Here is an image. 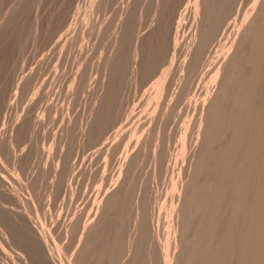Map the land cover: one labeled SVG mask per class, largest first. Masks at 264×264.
<instances>
[{
	"label": "bare ground",
	"instance_id": "obj_1",
	"mask_svg": "<svg viewBox=\"0 0 264 264\" xmlns=\"http://www.w3.org/2000/svg\"><path fill=\"white\" fill-rule=\"evenodd\" d=\"M30 1L19 0L13 5L0 9V98L5 96L4 100H0V166L3 161L1 156L6 155L7 161L11 160L14 169L20 170L21 174H19L22 175V172L27 173V166L31 165L30 163L27 165L29 160L42 161L46 158L54 162L56 159L58 162L56 165L54 163V168L52 167L55 180L51 185L47 182L53 172L46 177L47 180L46 178L44 180L53 187V192L55 189L57 194L54 193L57 196L63 194L67 202L65 200L63 212L57 218L53 219L51 210L47 209L44 220L47 218L49 220L44 223L37 222L27 211L26 203L32 198L23 197L18 186V177L12 176L7 179L4 175H0V226L4 234V240H0V260L11 259L13 264L15 259L20 261V264H264V0H248L250 5H246L247 8L245 7L247 0H126L121 9L120 7L114 9L118 10L116 21L113 20L116 24L111 22L112 28L114 24L115 26L109 49L106 50L108 53L100 57L95 64H92L94 59L90 61L85 39L94 35H100L101 38L106 25L100 20V23L93 22V14L100 7L104 5L107 7V4L114 0H92L84 16V24L80 28L84 41L80 56L82 58L81 62L76 59L79 60L80 66L75 72V77L73 76V85H77L78 88L75 92H80L84 97L82 100L85 101L88 111L84 115L86 117L79 121L74 115L77 122L73 117L65 118L66 122L63 118L65 124L63 123L62 128L58 126L60 128L58 134L57 129L54 131L56 134L52 137V143L49 146L47 144V148L43 146L40 149L41 146L37 143L42 141H32L34 138L26 135L30 139L26 138L27 145L19 149L22 138L26 137L23 133L31 131L32 135L38 131L39 134L40 129L42 130L47 122L46 119H50V114L52 117V112H55L53 106L55 100L49 102V93L45 90L47 81L43 78L40 82L42 71L50 65L47 49L42 50V57L38 58V56V59L32 61L30 70L28 72L25 70L26 73L22 74L24 60H21L22 56L18 48L21 44L24 23L27 16L31 15V29H28L30 44L28 41L27 43L35 55L40 49L49 46L57 30L73 15L72 7L78 2V0H70L69 9L64 11V15L59 16L60 6H58L59 11L55 8V12L48 15L49 6L46 0H34L35 2L28 9ZM231 4L230 21L227 22L228 27L223 41V21ZM146 11H149L147 22L144 20L146 17L143 19ZM97 18L99 19L98 16ZM70 38L66 43L64 42L63 49L70 44ZM102 41L103 39L99 42L102 44L104 43ZM74 50L76 51L75 48ZM70 55L69 53L68 56ZM175 61L178 63L175 83L177 90L172 92L170 103L165 105L166 101L163 99L166 96V85L173 80V78L168 79V66L177 65V63L173 64ZM93 70L98 76L91 80ZM19 74L22 75L18 79ZM9 79L12 81V86L16 85L17 91L13 96L12 93L5 94L9 90L3 89L8 88L6 83ZM130 80L137 91L140 89L139 92L149 85L140 100L141 104H146L147 107L143 112L131 107L129 94V99L122 96V88L126 86L123 85L127 82V87L130 86L128 85ZM71 86H68V89ZM52 87L54 88V85ZM130 87L133 89L132 86ZM191 88L196 96V100L192 102L196 112L193 120L195 130L189 143V138L186 137L188 150H186L185 134H180L181 138L179 137L183 139L180 155L182 159L187 157L184 160L187 164L183 163L181 167H177L178 172L173 170L176 172V177L170 186L174 191V205L169 210L170 221L167 225L169 231L165 230L169 233L165 242L161 243L159 239L158 243L151 223L153 204L151 206L148 204L149 198L153 197L148 198L145 188L147 180L145 175L139 172L140 176L138 171L143 160L147 159L148 162L147 156L150 154L151 162L149 159L148 164L150 163L151 166H148L152 169L150 167L147 169L154 177L156 165L167 158L165 151L169 152V150L165 148L163 153L161 150L163 146L160 148L159 144L158 134L161 135L162 132L159 133L160 127H156L158 120L165 118L171 102L176 97L185 99L186 92ZM18 91H21L22 94L19 93L21 96L31 93V96L28 94L27 97H30L27 102L25 101V105L21 103L24 106L18 104V99L25 100L26 97L19 98ZM81 94H76V98ZM201 96L203 97L200 99ZM65 97L61 100L66 99ZM134 98L131 97V100ZM168 98L165 97V100ZM187 102L189 106L191 103ZM18 105L22 107L20 113L17 112ZM77 106L79 104L76 108ZM172 106L170 107L174 108V105ZM62 107L59 111L61 114L66 110L65 107L62 110ZM72 107L74 108V105H71ZM82 107L80 106L81 109ZM184 107L182 106L181 111ZM185 109L184 116L187 111ZM178 110L176 109L175 112ZM171 111L169 108L168 113L172 114ZM158 112L160 114L157 117ZM171 114L170 117L174 115ZM191 114L190 112L188 116ZM155 115L160 119H156ZM166 120L167 118L165 122ZM152 122L154 129L151 127ZM168 125L165 128L169 127ZM177 126L174 127L178 128ZM155 132L158 133L157 136L154 135ZM47 133L49 137L52 136ZM34 136L36 138V135ZM26 139L23 141L25 142ZM92 147H97L96 151L84 156L85 151ZM102 155H105L103 162L96 160ZM99 159L101 160V157ZM36 162L33 164L39 165ZM147 162H144V165ZM171 164L173 165L172 162ZM31 167L33 169V166ZM171 168L169 167L170 170ZM1 170L4 173L0 172L5 174L3 166ZM44 171L43 169L41 172ZM142 176L145 180L144 184L140 183ZM146 176L148 178L149 175ZM159 177L161 179L164 176L161 177L159 173ZM84 178L99 180L101 185L95 192L81 195V190L85 188L81 184L83 182L81 179ZM41 179L37 178V180ZM168 179L165 185L169 182ZM37 180L33 177L30 181L38 183ZM150 181L148 184L151 183ZM34 182L31 183L33 184L31 187L36 194L32 192L36 197L34 199L36 204L37 200L40 202L43 200L37 198L41 190L38 191L34 187L36 185ZM84 182L87 183V180ZM42 184L45 185L44 182ZM88 184L90 186V183ZM148 184L146 183L147 188ZM157 184L158 187L162 186L159 180ZM50 186L47 189L51 194ZM169 191H167L168 195ZM46 194L50 195L47 192ZM168 195L166 194V197ZM59 198H55L56 202H54L57 203ZM148 206L151 207V215ZM37 207L38 210L39 207L43 209V205ZM50 208L54 210L56 206ZM57 239L61 241L60 246L56 243Z\"/></svg>",
	"mask_w": 264,
	"mask_h": 264
},
{
	"label": "rangeland",
	"instance_id": "obj_2",
	"mask_svg": "<svg viewBox=\"0 0 264 264\" xmlns=\"http://www.w3.org/2000/svg\"><path fill=\"white\" fill-rule=\"evenodd\" d=\"M19 0H12L11 2H10V0H0V9L2 8V9H4L5 7H7L8 5H13L14 3H16V2H18ZM30 1V0H29ZM33 1V2H32ZM36 1V0H35ZM34 0H31L30 2H29V4H28V9L30 8V6H31V4L32 3H34L35 2ZM62 1V2H61ZM68 0H66V2H65V0H46V4L49 6V8H48V11H47V14L49 15H51V14H53L54 12H55V10L57 9H59V7L58 6H60V11L59 12H61L60 14H59V16H61V15H64L65 14V12L69 9V4H70V0L67 2ZM2 2H7V3H2ZM10 2V3H9ZM50 2V3H49ZM56 2V3H55ZM91 2H92V0H78V2H76L74 5H73V7H72V12H74L73 13V15L71 16V18L67 21V23L66 24H64L61 28H59L58 30H57V32H56V34H55V36L50 40V42H49V46H47V48H45V49H40L39 51L40 52H38L37 54H35L34 55V53H33V50H31V46L29 45L30 44V42H29V39H28V36H29V34L28 33H30V30H28V29H31V23H32V20H30V19H32V17H31V15H29V16H27V19H26V23H24V27H23V31H22V39H21V44L19 45V50H18V52L20 53V56H22V57H20L21 58V60L23 61V73L22 74H25L26 72H28L29 70H30V68H31V66H32V64L31 63H33L36 59H38V58H40V57H42V55H43V52H41L42 50L43 51H45L46 49V51L47 52H49V54H48V56H49V60H50V65L49 66H47L46 67V69L45 70H43L42 71V75H43V77H42V75H41V79H40V82H42V80H43V78H45V80L47 81L46 83V88H45V90L47 91V93H49L48 94V101L49 102H53L54 100V111L55 112H52V117H51V114H50V119L49 118H47L46 120H47V122H45V124H44V126H46V127H42V130L40 129V133L39 134H37L38 133V131L36 132V133H34V134H32L31 135V131L30 132H24L23 133V135L24 136H28V137H32V138H34V140L32 139V141H35V142H40V140L42 141L41 143H37V145H39V146H41V147H39L40 149H42V147L43 146H47V144H48V146L52 143V141H53V139H52V137L56 134L54 131L56 130V132H57V134L59 133V131H60V128H62V126L65 124L64 123V120H65V118L66 119H68V118H71V117H73L74 118V115H75V117H78V120L80 121L81 120V118H85L86 116H84L85 115V113H87L88 111H87V108L85 107V101H83L84 99V97L82 96L83 94H81L80 92H75V90L76 89H78L76 86L77 85H73L74 83V78H73V76L75 77V72H77V68H79V66H80V62H81V58H80V56H82V43L84 42L83 40H82V31H81V27H82V25L84 24L83 23V19H84V16H85V14H86V12H87V10H88V8H89V6H90V4H91ZM115 2V3H114ZM122 2V3H121ZM124 2H126V0H114L113 2H111V3H109V4H107V7H105V5L104 6H102V7H100V9H101V11H100V9H98V10H96L95 12H94V16L92 17V19H94V21L93 22H95V21H97V22H99V20H100V22H102V23H104V25H106V28H105V30H103V34L101 35V38L103 39V41L102 42H104V43H102L101 44V42H99L100 40H102L101 38H100V35H98V36H96V35H94V36H91V37H86L87 39H85L86 40V42H87V44H88V48H89V55H90V61L92 62L93 61V59L95 60V61H93L92 62V64H95V63H97L98 62V60H99V58L100 57H104L108 52H106V50L108 51V49H109V46H110V43H111V34H112V32H113V28H114V26H115V24H116V22H113V20L114 21H116V17H117V10L115 11L114 9H116V8H119L120 7V9H121V6H122V4H124ZM66 4V6H65V4ZM68 3V4H67ZM119 5H118V4ZM115 4V5H114ZM57 5V6H56ZM63 5H64V7H63ZM68 5V6H67ZM109 5V6H108ZM111 5V6H110ZM246 5H250V2H248V0L246 1V3H245V7L247 8L248 6H246ZM3 6V7H2ZM116 6V7H115ZM118 6V7H117ZM110 7H113V9H112V12H110L111 11V9H110ZM56 8V9H55ZM62 8L64 9V10H62ZM66 8V9H65ZM232 8V4L230 5V8H228V11H227V16L225 17V19H224V21H223V41H224V36H225V34H226V32L225 31H227V27H228V23L227 22H229L230 21V11L231 10H229V9H231ZM27 9V10H28ZM106 9V10H105ZM65 11V12H64ZM98 11H99V13H98ZM107 11V12H106ZM100 12H103V13H100ZM148 12V13H147ZM64 13V14H63ZM107 13V14H106ZM147 13V14H146ZM97 14H99V15H97ZM114 14V15H113ZM229 14V15H228ZM108 15H110L109 17H108ZM148 15H149V11H146L145 13H144V15H143V19L147 22V20H148ZM97 16L99 17V19L97 18ZM104 16V17H103ZM31 17V18H30ZM110 17H111V19H110ZM229 19H228V18ZM104 19V20H103ZM112 20V21H110V20ZM108 20V21H107ZM30 21V22H29ZM28 22V23H27ZM99 22V23H100ZM108 22V23H107ZM115 23L114 25H113V28H112V23ZM111 23V24H110ZM227 25H226V24ZM28 26H27V25ZM108 24V25H107ZM108 26H109V28H108ZM111 26V27H110ZM145 26H147V25H145ZM26 27V28H25ZM29 27V28H28ZM51 25L49 26V28L51 29ZM64 27V28H63ZM143 28H144V26H143ZM146 28V27H145ZM108 29V30H107ZM112 29V30H111ZM25 30H27L26 32H25ZM60 30H61V32H60ZM107 30V31H106ZM59 32V33H58ZM107 32H108V34H107ZM27 33V34H26ZM24 34V35H23ZM26 35H27V37H26ZM23 36H25V37H23ZM73 36V37H72ZM74 36H75V38H74ZM77 36V37H76ZM71 37V38H70ZM68 38H70L71 39V42H70V48H69V45L67 44V46L65 47V48H68V50H66L65 48L63 49V46L65 45V43H66V41H67V39ZM100 38V39H99ZM106 38V39H105ZM99 39V40H98ZM24 40V41H23ZM92 41V42H90V41ZM98 40V41H97ZM25 41H26V44H25ZM27 41L29 42V44L27 43ZM82 41V42H81ZM89 41V42H88ZM108 41V42H107ZM65 42V43H64ZM73 42V43H72ZM75 43H76V45H75ZM79 43V44H78ZM91 43V44H90ZM93 43V44H92ZM100 43V44H99ZM22 44H24V46L22 47ZM108 44V45H107ZM28 45V46H27ZM72 45V46H71ZM80 45V46H79ZM92 45V46H91ZM105 45H107V46H105ZM95 46V47H94ZM21 48H22V50H21ZM62 48V49H61ZM74 48L76 49V51L74 50ZM102 48V49H101ZM108 48V49H107ZM71 49V50H70ZM80 49V50H79ZM95 49V50H94ZM50 50V51H49ZM65 50V51H64ZM72 50H73V52H72ZM91 50H93V51H91ZM22 51V52H21ZM29 51H30V53H29ZM62 51V52H61ZM64 51V52H63ZM47 52H45V54L47 53ZM65 52H67V53H65ZM76 52L79 54H76ZM93 52V53H92ZM27 53V54H26ZM71 54L70 55V57L68 56V54ZM84 53H86L85 51H84ZM96 53V54H95ZM103 53H105V54H103ZM23 54H24V56H23ZM26 54V55H25ZM30 54H31V57H32V59H30L31 57H30ZM61 54V55H60ZM73 54V55H72ZM87 54V55H88ZM93 54V55H92ZM95 55H97V57L95 56ZM104 55V56H103ZM39 56V57H38ZM61 56V57H60ZM67 56V57H66ZM74 56V57H73ZM77 58H76V57ZM35 57V58H34ZM38 57V58H37ZM95 57V58H94ZM67 58V59H66ZM69 58V59H68ZM71 58H72V60L73 61H75L76 59H79L80 60V62L78 63V61L79 60H76L75 62H72V60H71ZM28 59H30L31 60V62H30V60H28ZM60 60V61H59ZM68 60V61H67ZM71 62H70V61ZM178 60V59H177ZM33 61V62H32ZM66 61V62H65ZM29 62H30V64H29ZM26 63V64H25ZM55 63V64H54ZM56 63H59V64H57L56 65ZM76 63V64H75ZM177 63V61H175L173 64H176ZM53 64H54V66H53ZM62 64V65H61ZM67 64V65H66ZM75 64V65H74ZM77 65H78V67H77ZM61 66V67H60ZM62 66H64V67H62ZM74 66V67H73ZM167 66V65H166ZM49 67V68H48ZM55 69H54V68ZM58 67V68H57ZM60 67V68H59ZM67 67V68H66ZM176 67V68H175ZM177 67H178V63H177V65H173L172 67H170V66H168V75H169V77H168V79H170V80H172V78H173V83H172V81H171V83L170 82H168V87H167V85H166V90L170 93H168L167 91H165L166 92V98H168L167 97V93H168V96H169V100L168 99H166L165 100V97H164V99H163V101H166V102H164V104L165 105H167L168 103H170V100H171V94H172V92H174V90H177V89H175V83H176V79H177ZM64 68V69H63ZM54 71H52V70ZM60 69H61V71H60ZM62 69H63V71H62ZM25 70H27L26 72H25ZM59 71V73H58V71ZM66 70V71H65ZM174 70V71H173ZM45 71V72H44ZM176 71V72H175ZM52 72H53V74H52ZM73 72V73H72ZM93 72H94V70H93ZM93 72H92V75H91V80L93 79H95V77H97L98 76V73L95 71L94 72V74H93ZM22 74H19L18 76V79L21 77L20 75H22ZM64 74V75H63ZM45 75V76H44ZM55 75V76H54ZM58 75V76H57ZM61 75V76H60ZM50 76V77H49ZM52 76V77H51ZM57 76V77H56ZM64 77V78H63ZM93 77V78H92ZM59 78V79H58ZM51 79H53V81L51 80ZM59 80V81H58ZM169 80V81H170ZM207 80H208V78H207ZM207 80H204V82H206ZM168 81V80H167ZM10 82V83H9ZM12 81H10V79H9V81H7V83H6V86L8 85V88L6 87V88H3V89H5V91L6 90H9V91H7L6 93H5V91L4 90H2V92L4 91V93L5 94H7V93H12V96L14 95V93L17 91L16 90V85H13L12 86V83H11ZM53 82V83H52ZM129 83H128V85L130 84V86H132L133 87V89H131V87L130 86H128L127 87V82H125L124 83V85L123 86H125L124 88H122V96H124V98L126 97L127 99H129V96H130V102H131V107H136V111H140V110H142V112L144 111V110H146L147 109V107H146V104H141V102H140V100H141V98H142V96L144 95V92L146 91V89L148 88V86L149 85H146L145 87H143V89H141V91L139 92V90L140 89H138V91H137V89L135 88V86L132 84V82H131V80L130 81H128ZM131 82V83H130ZM70 83V84H69ZM51 85V86H50ZM54 85V88L52 87ZM57 85V86H56ZM73 87H72V86ZM170 85V86H169ZM56 86V87H55ZM68 86H71V88L69 87V89L71 90V89H73V90H69L68 89ZM171 86H174V87H171ZM10 87H12V88H10ZM60 87V88H59ZM170 87V88H169ZM15 88V89H14ZM51 88V89H50ZM135 88V89H134ZM169 88V89H168ZM13 89V90H12ZM51 90V92H49L50 90ZM68 89V90H67ZM129 89V90H128ZM171 89V90H170ZM11 90H12V92H11ZM54 90V91H53ZM67 90V91H66ZM127 90L129 91V93L127 92ZM132 90V91H131ZM59 91V92H58ZM69 91V92H68ZM77 91V90H76ZM137 91V92H136ZM1 92V94H3V96H4V93H2ZM70 92H74L73 94L71 93L70 94ZM188 92V93H187ZM186 92V97H185V99H183V98H181V99H178L177 97L171 102V104H170V106L171 107H173L172 105H174V108H175V110L176 109H179L178 111H176V112H179V113H176L175 112V110H174V108H171L170 106H169V108H170V111L172 110H174L173 112H172V114H174V115H172L171 113H168L169 112V108H168V110H167V114H166V116H164L165 118H162V119H160V118H156V115H155V118L156 119H160V120H158V124H157V128L158 127H160V128H162V129H160V128H158V131H159V133H163V135H162V133H161V135L160 134H158L159 135V137L160 138H162V139H160L159 138V144H160V148H161V146H163L162 147V151L164 150L165 151V148H166V150H169V152L168 151H165V154H166V156H167V158H165V159H163V161H161L160 163H158L157 165H156V169H155V176L153 177V174L152 173H150L149 174V172H151L149 169H147V168H149L150 166H151V164L149 163L148 164V162H149V159H150V156L148 155V153L146 154V155H148L147 156V158H148V162H147V159H146V157H145V159L146 160H143V162H142V164H141V166H143L144 165V162H147V163H145V169H146V171H145V169L142 167V170H140L141 169V166L139 167V171H138V174L141 176V174H143V175H145L144 177L146 178L145 180H147L146 181V183L148 184L149 183V181L150 180H154V181H150L151 183V185L150 184H148V188H147V185H146V183H145V180H144V177L142 176L141 178H140V183H145V188H146V191H147V195H148V198L149 197H153V198H156V200L155 199H153V198H149V202H150V199H152L154 202H156V203H154L152 200H151V202L149 203L148 202V204H149V206H151V204H153L151 207H152V209H153V212H151L152 213V220H153V222H151L152 223V226H153V228H154V233L156 232V236H155V240H159L161 243H163V241L165 242V240H166V238L168 237V231H169V229H168V223H169V221H170V216H169V213H170V211L169 210H171L172 209V207H173V205H174V203H173V201H174V191L172 190V186H170V184L172 185V181H174V178L176 177V172H178V168L179 167H181L182 166V164L183 163H185V162H187V161H185L184 162V160H185V158H187V157H185V156H183V157H185V158H183L182 159V156L180 155L181 154V152H182V150H180V149H182L181 148V146H182V141H183V139H180L181 137V135H184L185 134V138L187 137V138H189V141H188V139L186 138V140H185V142L187 143V141H188V143L190 142V139H191V136L193 135V132H194V130H195V128H193L194 126H195V124L193 123V120H195L194 118L196 117V112H194V107H192V104L194 105V103H192V102H194L195 100H196V96H195V94H194V90L191 88L189 91H187ZM190 92H191V96H190ZM18 93V96H19V98H20V96H21V91H18L17 92ZM19 93H21V94H19ZM68 93V94H67ZM137 93V94H136ZM28 94H30V96H31V93H28ZM28 94H25V96H21V97H26L25 98V100H23L22 98H20V99H18L19 100V102H18V104L20 103V106H24L25 105V103L27 102V100H28V98L30 97H27L28 96ZM51 94H52V96H51ZM56 94H57V97H56ZM76 94H81V96H79V97H77L76 98ZM128 94H129V96H128ZM139 94H140V96H139ZM65 96H67V98H69V99H67ZM135 98H134V97ZM137 96V97H136ZM188 96H190V98L188 97ZM193 96H194V98H193ZM1 97V96H0ZM5 97V96H4ZM4 97H2V98H0V100H2ZM66 98V99H62L61 100V98ZM131 97H132V99L134 98V100H131ZM203 96H201L200 97V99L202 98ZM50 98H51V100H50ZM57 98V99H56ZM70 98H72L71 100H73V101H71L70 100ZM79 98V99H78ZM80 99H81V101H80ZM83 99V100H82ZM135 99H137V100H135ZM189 99V100H188ZM194 99V100H193ZM4 100V99H3ZM168 100V101H167ZM182 100H185V102L183 103L182 102ZM192 100V101H191ZM26 101V102H25ZM64 101V102H63ZM67 102V107L65 106V104H66V102ZM82 101H83V104H82ZM187 101H189L190 103V105L188 106L187 104H188V102ZM1 102V101H0ZM55 102H56V104H55ZM187 102V103H186ZM21 103H23L24 105H22ZM62 103V104H61ZM65 103V104H64ZM71 103V104H70ZM74 103V104H73ZM78 105L79 104V106H77V108H76V105ZM163 104V103H162ZM163 104V105H164ZM183 104V105H182ZM184 104H186V105H184ZM61 105V106H60ZM62 105H64L63 107H65L66 108V110H64L63 109V107H62ZM70 105V106H69ZM71 105H74V110L71 108ZM84 105V106H83ZM141 105V106H140ZM19 106V105H18ZM19 106V108H17V112L19 111V113L21 112V110H22V107H20ZM80 106L83 108V109H81L80 108ZM182 106L184 107H186V109H187V111H185V116H184V109H185V107L183 108V111H181L182 110ZM62 107V110H64V111H62V113L63 114H61V112H59ZM86 109H85V108ZM177 107V108H176ZM189 109H188V108ZM68 108H69V111H68ZM79 108L82 110V112H81V110H80V113H79ZM71 109L73 110V112L71 111ZM185 109V110H186ZM193 109V112L191 111ZM149 110L150 109H148V112H149ZM164 110V109H163ZM190 110V111H189ZM70 111H71V113H70ZM87 111V112H86ZM189 111V112H188ZM58 112L61 114H58ZM78 112V113H77ZM190 112L193 114H191L190 116H188V114H190ZM19 113H17V114H19ZM79 114L80 116H78L77 114ZM186 113H188V114H186ZM57 114V115H56ZM158 114H160L159 112L157 113V117H158ZM170 114L172 115L171 117H170ZM183 114V116H181V115ZM195 114V115H194ZM63 115V117L61 118V116ZM77 115V116H76ZM81 115H83V116H81ZM87 115V114H86ZM174 116V117H173ZM175 116H177V117H175ZM181 116V117H180ZM187 116V118H185ZM154 117V116H153ZM160 117V116H159ZM170 119H169V118ZM190 117V118H189ZM58 118H60V119H58ZM63 118H64V120H63ZM72 118V119H73ZM80 118V119H79ZM167 118V120H166V122H165V119ZM173 118V119H172ZM180 119V120H178L177 121V119ZM192 118V119H191ZM49 119V120H48ZM59 120L58 121V123H57V121L56 120ZM155 119V120H156ZM164 119V121H162ZM184 119V120H183ZM185 119H188L187 121L185 120ZM61 120V121H60ZM74 120H76V118H74ZM78 120H76V122L78 121ZM49 121V122H48ZM55 121V122H54ZM63 121V122H62ZM67 120H65V122H66ZM192 121V122H191ZM54 122V123H53ZM59 122H60V124H59ZM62 122V123H61ZM156 122H157V120H156ZM54 124V125H52V124ZM57 123V126H55V124ZM64 123V124H63ZM171 123V124H170ZM182 123H184V125L182 124ZM193 123V124H192ZM46 124H48V125H46ZM153 124V125H152ZM152 124H151V127L154 129L155 128V126H154V122H152ZM162 124V125H161ZM168 124H170V126L168 125ZM185 124H187L186 126H185ZM78 125H79V122H78ZM155 125H156V123H155ZM169 126V127H166L165 128V126ZM172 125V126H171ZM177 126L178 128H175L174 126ZM190 125H193L192 127H189ZM56 128H55V127ZM58 126L60 127V128H58ZM161 126H164V127H161ZM48 127V128H47ZM55 129H54V128ZM179 127H180V129H179ZM191 128V129H189V128ZM47 128V129H46ZM51 128V129H50ZM164 128V129H163ZM168 128V129H167ZM50 129V130H49ZM52 129H54V130H52ZM161 131H160V130ZM171 129H173V130H171ZM179 131H178V130ZM182 129H183V131H182ZM186 129V130H185ZM167 130H168V132H167ZM175 130V131H174ZM191 130V131H190ZM193 130V131H192ZM29 131V130H28ZM50 131L52 132V133H50ZM156 131V130H155ZM165 131H166V133H165ZM171 131H173L174 133H172ZM186 131V132H185ZM189 131V132H188ZM47 132H49L50 133V136L51 137H49L48 135V133ZM175 132H176V134H175ZM178 132H179V136H178ZM181 132V133H180ZM188 132V133H187ZM45 133V134H44ZM46 133L48 134V135H46ZM31 136H30V135ZM44 134V135H43ZM151 134H153V131H152V133ZM156 134V132L154 133V135ZM157 134H156V136H157ZM181 134V135H180ZM23 135L21 136V138L23 137ZM34 135H36V138H35V136ZM37 135H39V136H37ZM41 135H42V137H41ZM166 135H167V138H166ZM23 137L22 139L24 140V139H26V138H28V137ZM46 136V137H45ZM39 137V138H38ZM170 137H171V139H170ZM180 137V138H179ZM30 138H28V140L30 139ZM42 138V139H41ZM46 138V139H45ZM165 138V139H164ZM21 139V140H22ZM37 139V140H36ZM49 140V141H46V140ZM167 139V140H166ZM174 139V140H173ZM179 139V140H178ZM21 141V147H19V149H21V148H23L25 145H27V139L25 140V142L24 141ZM160 140H162V141H160ZM165 140V141H164ZM171 140H173V143H174V145H173V143L171 142ZM177 140H178V142H177ZM168 141V142H167ZM179 141H180V143H179ZM22 142H23V144H22ZM45 142H47V143H45ZM163 142H164V144H163ZM162 143V144H161ZM187 143V145H186V150H188V147H189V144ZM41 144V145H40ZM170 144H171V146H170ZM177 144H180V145H177ZM180 146V147H179ZM168 147V148H167ZM171 147V148H170ZM47 148V147H46ZM96 148L97 147H92V149L91 148H89L87 151H85V153H84V156H86L87 154H89V153H92V152H95L96 151ZM164 148V149H163ZM178 149V150H175V149ZM91 150V151H90ZM89 151V152H88ZM164 151H163V153H164ZM172 151H173V153H172ZM178 151V153H176ZM87 152V153H86ZM168 154H167V153ZM187 152V151H186ZM177 154V156H176V154ZM170 154V155H169ZM172 154V155H171ZM175 154V155H174ZM82 155V154H81ZM83 156V157H84ZM165 156V155H164ZM101 157V160L99 159ZM98 159H96V160H98L99 162H103V160L105 159V155H102V156H100ZM82 158V156H80V159ZM175 158V159H174ZM179 158V159H178ZM7 156L6 155H2L1 156V160H3V161H1V166H0V171L1 172H3L2 170H1V168H2V166L4 167V171H5V174H3V173H1L0 172V175H4V177H6L7 179H8V177L9 178H11L12 176L14 177V178H17V180H18V186L20 187V190H21V192H22V195H23V197L25 198V199H31V201L29 202H27L26 204V207H27V211L30 213V216L31 217H33V219L36 221L37 220V222H41V223H44V221H47V220H49V218H47L46 220H44L45 218H44V214L46 213V211H47V209H49V210H51L50 212H51V215H52V218L53 219H55V218H57V216H59V215H61L62 214V212H63V204H64V202H65V200H66V202H67V199H65L64 198V196H63V194H58V196L56 195L57 193H56V191H55V189H54V192L56 193H54L53 192V190H52V188L53 187H51L50 185L53 183V181L55 180V178H54V170H53V168L55 167V165H56V163L58 162L56 159H54L53 161L54 162H52L51 161V159H48V160H46V158H44V160L42 159V161L41 160H38V159H33V160H29L27 163V165H30V166H27V170H26V172L27 173H24L23 174V172H22V175H20L21 173H20V170H16V169H14V165L12 164V162H11V160H9V161H7ZM103 159V160H102ZM182 159V160H181ZM187 160V159H186ZM35 161H37L36 163H39V165L38 164H33V162H35ZM39 161H41V163L39 162ZM176 161V162H175ZM178 161H180L179 163H178ZM6 164H5V163ZM9 162H11V163H9ZM150 162H151V159H150ZM167 162H168V164H167ZM171 162L173 163V165L175 166V168H173L174 166L171 164ZM175 162V163H174ZM4 163V164H3ZM8 163H9V165H8ZM30 163V164H29ZM54 163H55V165H54ZM166 163V164H165ZM178 163V164H177ZM42 164V165H41ZM44 164V165H43ZM50 165L49 167H46V165ZM185 164H187V163H185ZM6 167H5V166ZM148 165H150V166H148ZM160 165V166H159ZM12 166V167H11ZM31 166H33V169H32V167ZM36 166V167H35ZM38 166H40L39 168H38ZM148 166V167H147ZM163 166V167H162ZM171 168V170L169 169V167ZM42 167V168H41ZM44 167H46V168H48V169H51V170H48V169H46V168H44ZM53 167V168H52ZM168 167V168H167ZM178 167V168H177ZM34 168H35V170H34ZM38 168V169H37ZM151 168V167H150ZM177 168V169H176ZM37 169V170H36ZM39 169L41 170V171H43V169L45 170L44 171V173L46 174V175H44V173L43 172H41V171H39ZM152 169V168H151ZM165 170V173H164V170ZM30 170V171H29ZM51 171V172H49L48 174H47V172L48 171ZM144 170V171H143ZM149 170V171H148ZM173 170H175L176 172H174ZM33 171V172H32ZM35 171V172H34ZM143 171V172H142ZM158 171V172H157ZM161 171H162V173H161ZM169 171H171V172H169ZM173 171V172H172ZM32 172V173H31ZM37 172V173H36ZM38 172H40V173H38ZM53 172V174L52 175H50L51 173ZM141 174H140V173ZM14 173V174H13ZM17 175H16V174ZM20 173V174H19ZM36 173V174H35ZM159 173H160V176L162 177V176H164V177H162L161 179H160V177H159ZM171 173V174H170ZM30 174V175H29ZM31 174H32V176L34 177V180H37V178L38 179H41V177H42V179L41 180H37V182L38 183H36V182H34V181H30V180H32L33 179V177L31 176ZM149 175L148 176V178H147V176L146 175ZM151 174H152V178H151ZM156 174H158V176L156 175ZM175 174V175H174ZM26 175V176H25ZM28 175V176H27ZM36 175L38 176V177H36ZM41 177H40V176ZM42 175H44V178H43V176ZM51 177H50V176ZM169 175H171V176H169ZM25 176V177H24ZM49 176V180H47L48 178H46V177H48ZM139 176V177H140ZM174 176V177H173ZM22 177H24V179H22ZM27 177V178H26ZM29 177V178H28ZM159 177V178H158ZM168 177H169V179H168ZM46 178V180H47V182L50 184H48V183H46L45 182V179ZM170 178H171V180H170ZM25 179H26V181H25ZM156 179V180H155ZM167 179L169 180V182H167V185H165V183H166V181H167ZM173 179V180H172ZM84 180H87V183H85L84 182ZM92 179L91 178H84V179H81V184L85 187H83L84 188V190L82 189V186L80 185V187H81V195L82 194H86V193H93V192H95V190H96V188H98V187H100V185H101V182L99 181V180H92V181H94V182H92L91 181ZM137 180H138V178H137ZM149 180V181H148ZM158 180H159V182L161 183L160 184V186L161 187H158L159 186V184H157L156 185V183H158ZM21 181V182H20ZM24 181V182H23ZM30 183V184H28L27 185V183L28 182ZM41 181H42V183L44 182V184L45 185H43L42 183H41ZM139 181V180H138ZM32 182H34L35 184V188H37L38 189V191L39 190H41V191H37L38 193H40L39 194V196H38V194H37V198H39L40 200L42 199L43 200V202L41 201H39V200H37V202H36V204H35V202H34V199H36V197H35V192H34V189L31 187V185H33V184H31ZM152 182H153V184H152ZM163 182V183H162ZM171 182V183H170ZM24 183V184H23ZM41 183V184H40ZM88 183H90V186H89V184ZM137 183H139V182H137ZM139 183V184H140ZM155 183V184H154ZM37 184H39V185H41V186H38ZM50 186V189H49V191L51 192V194L48 192V189H47V187H49L48 185ZM87 184H88V186H87ZM99 184V185H98ZM142 184V185H143ZM168 184H169V186H168ZM29 185H30V187L32 188V190H31V188L29 187ZM47 185V187H45ZM150 185V186H149ZM153 185H155V186H153ZM165 185V186H164ZM144 186V185H143ZM154 188V190H153V188ZM166 187L165 189H164V187ZM28 187V188H27ZM40 189H39V188ZM45 187V188H44ZM91 187V188H90ZM41 188H44V189H41ZM157 188V189H156ZM168 188V189H167ZM92 189V190H91ZM150 189H152V190H150ZM160 189V190H159ZM167 189V190H166ZM169 189H170V191H169ZM163 190H164V192H165V190H166V192L164 193L163 192ZM36 191V190H35ZM89 191V192H88ZM156 191V192H155ZM157 191H159V192H157ZM161 191V192H160ZM167 191H169V195H168V192ZM32 192H34V194H32ZM36 192V193H37ZM46 192L48 193V194H50V195H47L46 194ZM42 193V194H41ZM53 193L55 194V196L53 195ZM45 194V195H44ZM149 194H150V196H149ZM156 194V195H155ZM158 194V195H157ZM166 194L168 195V196H170V197H166ZM32 195H34V196H32ZM40 195H44V196H40ZM53 195V196H52ZM61 195V197L59 198V196ZM165 195V196H164ZM32 196V197H31ZM44 197H45V199H44ZM52 197H55L56 199L57 198H59V200L57 201V203H55L56 202V200H55V198H52ZM165 197H166V199H165ZM169 198H171L170 199V201H169ZM52 199H54V200H52ZM53 202H52V201ZM159 200V201H158ZM165 202H164V201ZM54 203L53 205H51L52 203ZM55 201V202H54ZM60 201V202H59ZM162 203H161V202ZM50 202V203H49ZM62 202V203H61ZM65 202V203H66ZM162 204V206H161V204ZM169 202V203H168ZM40 203V204H39ZM42 203V204H41ZM46 203V204H45ZM47 203H48V205H47ZM157 203H159L160 204V206H158L159 204H157ZM50 204V205H49ZM56 204H58V205H56ZM169 204V205H168ZM42 206L43 205V209H42V207H39L40 209L38 210V207L37 206ZM46 205V206H45ZM156 205H157V207H156ZM164 205V206H163ZM55 206H56V208H55ZM148 206V212H149V214L151 215V213H150V208L151 207H149ZM50 207H54L55 209L54 210H56L55 212L56 213H54V210H53V208H50ZM160 208L159 210L157 209V208ZM170 207V209H168ZM152 209H151V211H152ZM166 209H168V211L166 210ZM161 210V211H160ZM160 211V212H159ZM43 212V213H42ZM154 212H156V213H154ZM160 213V215H159V213ZM163 212H165L164 214H163ZM41 213H42V215H41ZM163 214V215H162ZM168 214V215H167ZM39 215V216H38ZM41 215V216H40ZM160 217H159V216ZM165 215V216H164ZM43 216V217H42ZM37 219H36V218ZM40 217V218H39ZM42 217V218H41ZM156 217V218H155ZM169 217V218H168ZM164 218H166V220L164 219ZM169 220H168V219ZM157 219V220H156ZM164 221H163V220ZM155 221H157V222H155ZM49 222V221H48ZM159 222V223H158ZM162 222V223H161ZM153 223H154V225H153ZM162 224H164L163 226H162ZM155 225H157V226H155ZM45 226V225H44ZM161 226V227H160ZM167 226V227H166ZM46 227V226H45ZM163 227V228H162ZM160 228H162L163 229V231H162V229H160ZM159 231H158V230ZM168 230V231H165V230ZM157 230V231H156ZM165 232H167V233H165ZM159 233H161L160 235H162V237H164V235H165V237L164 238H162L160 235H158ZM165 233V234H164ZM4 234H3V231H2V228H1V226H0V240H4V236H3ZM159 237H158V236ZM170 236V235H169ZM157 238V239H156ZM56 241H58V242H56L59 246L61 245V241H59V239H57ZM157 241H155V244L157 243ZM159 241H158V243H159ZM158 243H157V245H158ZM9 249V248H8ZM14 255H15V257H16V254L14 253ZM0 264H13L12 263V260L10 259V260H5V259H3V260H0ZM15 264H20V261H18L17 259H15Z\"/></svg>",
	"mask_w": 264,
	"mask_h": 264
}]
</instances>
